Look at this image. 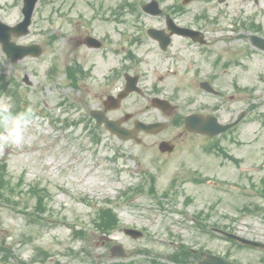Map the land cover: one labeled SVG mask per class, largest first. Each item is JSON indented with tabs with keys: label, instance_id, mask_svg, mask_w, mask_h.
<instances>
[{
	"label": "rangeland",
	"instance_id": "374dc122",
	"mask_svg": "<svg viewBox=\"0 0 264 264\" xmlns=\"http://www.w3.org/2000/svg\"><path fill=\"white\" fill-rule=\"evenodd\" d=\"M100 1H106L100 13L90 8L92 2L100 6L99 0L40 1L30 34L14 37L17 43L42 44L45 50L40 58L28 56L12 64L0 46V75L19 81L22 94L35 114L40 115L25 129L20 144L0 150V159L6 161L12 181L17 182L22 175L24 190L39 185L50 194L44 220L24 214L20 209L23 207L0 203V264H110L115 259L109 255L115 242L133 252L126 260H135L136 264H150L154 259L167 263L181 241L213 253H229L244 264H264L263 250H245L209 232L217 226L264 240V195L259 192L264 187V51L252 48V30L242 26L243 21H254L262 24L264 32V0H194L188 4L190 12L178 17V21L191 24L194 18V26L208 30L211 55L198 52L190 56L183 52L182 70L173 76H162L161 84H167L169 91L182 87L179 102L184 112L215 99L199 89L198 81L209 74H214L217 85L228 93L229 101L218 113L222 120L232 121L243 109L248 110V116L231 133L218 137L223 149L240 160L238 164L224 154L207 152V139L190 137L180 127H170L158 135L142 132L139 142L122 140L105 131L97 145L83 129V123L64 127L63 120L74 122L98 106L96 99L85 106L86 88L68 86L64 72L65 65L75 56L92 66L94 60L97 62V50H70L69 40L83 32L84 20L109 15L108 11L117 4V0ZM21 7L22 0H0V15L13 25L22 19ZM204 12L210 15L209 20L198 15ZM216 16L219 19L214 24L211 18ZM93 21L94 27L100 29L92 28L101 37L106 30L109 35L118 36L116 25ZM147 23L156 25L153 19ZM173 50L177 51L175 46ZM246 52L249 55L242 56ZM232 56L241 58L240 63L225 68L223 63ZM190 62L194 63L192 69L188 67ZM53 63L58 70L55 79L50 80L47 73ZM25 76L30 85L24 83ZM151 80L146 85L151 86ZM69 96L81 102L82 106L74 107L82 109L59 105L61 99ZM226 98L216 101L220 104ZM0 100L9 101L6 96H0ZM127 106L140 119L168 121L172 117L145 100L130 99ZM42 114L49 117V122ZM165 139L178 144L170 156H163L158 150ZM149 174L156 176L154 183H149ZM174 179L177 181L172 183ZM140 184L145 187L144 193L131 196ZM129 191L132 192L126 195ZM15 197L22 205L35 204L28 193ZM258 204L263 209H254ZM100 205H112L121 221L122 227L113 233L110 244L99 240L92 223ZM198 214L206 218L207 230L195 224L199 222L195 218ZM127 226L143 230L146 236L131 239L123 232ZM78 230H83L85 236L77 234Z\"/></svg>",
	"mask_w": 264,
	"mask_h": 264
},
{
	"label": "flooded vegetation",
	"instance_id": "af4514ba",
	"mask_svg": "<svg viewBox=\"0 0 264 264\" xmlns=\"http://www.w3.org/2000/svg\"><path fill=\"white\" fill-rule=\"evenodd\" d=\"M128 1L131 10L117 8V14H114L112 17L114 18L112 20V23L116 25V29L119 30L117 31L118 36L113 37L107 34L110 33V31L106 30V34H104L102 37L109 39L110 41L111 38H113L114 47H106L107 49L105 53H101L99 51L100 54L97 55V65L93 67V71L91 72L94 74L96 72V68L105 67V65H108V68H106L105 70L100 69L99 73L97 74L98 77L92 76L90 80L85 79L84 87L86 89L83 99H85L84 103L88 104L91 100H98V104L102 105V109L105 111V113H107L110 118L114 120H122V118H128L129 120L124 121L122 124L127 128H130L134 127L136 121L140 119L135 118L136 120H133L135 112H129L127 108H124V103L128 102L129 98H133V101L142 99L150 102H152L154 97L168 99L172 104L176 106L174 109L170 110L171 114H175L178 106H180V104L177 105L175 103L177 102L176 98L181 96L180 94L182 93V87L178 85L176 88L169 91L167 84L162 85L163 74L170 73V75L173 76L178 74L182 70L180 62L182 59L181 54H183V52H189L190 56H195L196 54H198V49L196 48H201L200 52L203 54V56H206L209 53V50H203V45H200L195 41L193 42L190 38L176 34L172 35V43L169 48L164 50L160 43L149 34V29H147L146 26L148 18H152L154 21H156V25L158 27L161 26L160 28H164L167 32H169L166 24V19H164L163 17L156 18L144 13L142 5L145 3V0ZM168 1L170 3V6L166 5V7L164 8L170 15L172 12H174L175 15L178 12L177 9L180 6L182 8L180 10L181 16L183 14V11L184 14H188V12H190V10H187L188 5L185 4V2H187L188 0H165V2ZM158 2L163 3L164 1L159 0ZM104 3L105 1L101 3V1L99 0L100 6H98L95 2L93 4L96 8H103ZM108 12L110 13L111 11ZM93 19L98 21L103 20L98 16ZM191 26L194 27L193 23H191ZM95 29L100 28L96 26ZM206 31L208 30L205 29L204 32L202 31L204 35ZM82 36L85 35L81 34L80 37ZM76 41H79V39L77 38ZM174 43L177 45V50H179L175 53L169 50L170 48H172ZM118 44L121 45L117 46ZM208 44H210V41L208 42ZM181 47L182 49H180ZM166 59H169V61L172 62H169V64H165ZM112 63H114L115 65L113 66ZM193 65L194 63L190 62L188 67L192 69ZM119 67L122 68L119 69ZM159 70H162V74L160 76V78L162 79H159ZM191 72L193 73L194 71L192 70ZM213 76L214 74H209L206 78H210ZM128 78H130L132 82L134 81V83L138 85L139 89L129 93L127 98L121 102V105L117 109L111 108L113 103L117 102L116 98H118V95L126 90ZM213 79H215V76L213 77ZM148 80H151V86L146 85V81ZM95 83L98 87L97 91L93 87ZM92 93L95 94L94 98L90 97ZM108 97H115V99L109 100ZM209 105L210 106L205 107L204 109L203 105H201L199 111L206 114L209 112L219 111V104H217L216 101L213 103L210 101ZM145 107H147V109L149 108L147 105ZM179 120L180 116L175 115L174 119L171 121V125L178 124Z\"/></svg>",
	"mask_w": 264,
	"mask_h": 264
},
{
	"label": "water",
	"instance_id": "95a60500",
	"mask_svg": "<svg viewBox=\"0 0 264 264\" xmlns=\"http://www.w3.org/2000/svg\"><path fill=\"white\" fill-rule=\"evenodd\" d=\"M38 0H25V5L23 8V11H25V19L23 21V23L14 26L13 28L7 26L4 23H1L0 21V42L3 44L5 51L7 52V54L12 57V59L15 61L17 59L23 58L26 56V54H34L37 55L38 53H40V47L39 46H20V45H16L15 43H11L10 42V36H11V32H15V33H19V34H25L28 31V26L31 23V17L33 15V10L35 7V4ZM242 116L239 117L238 120H236L235 122H232V124H228V125H220L217 121L216 117L213 116H209V118H204L200 115H195V116H189L187 119V128H189L191 131H195V132H201V133H205L209 136H213L216 134L221 133L222 131H225L229 128H231L234 124L238 123L239 121H241L244 117V113L241 114ZM98 123L101 124L104 121V118L97 114L94 116ZM107 123V127H109L111 130L117 132L118 134L120 133L122 136L124 137H128L129 135L127 134V131H124L123 129H118L116 124H114V122H110V121H106ZM158 124H151L148 126H145V129L148 131L153 132V127L157 126ZM161 149L165 150V149H170L168 148V143H164L161 145ZM126 232L131 234L134 237H139L142 236V233L137 231V230H130V229H126ZM222 233L230 238L233 239H238L240 241H242L244 244L246 245H252V246H256V247H264V244L262 243H256L252 240H246L243 239L239 236H235L234 234H231L227 231ZM121 254V253H119ZM205 254V252L203 253V255ZM202 264H234L230 261H225L222 258L218 257V256H213V255H208L207 258L201 262Z\"/></svg>",
	"mask_w": 264,
	"mask_h": 264
},
{
	"label": "clouds",
	"instance_id": "9594fccd",
	"mask_svg": "<svg viewBox=\"0 0 264 264\" xmlns=\"http://www.w3.org/2000/svg\"><path fill=\"white\" fill-rule=\"evenodd\" d=\"M36 115L31 107L14 112L11 101L0 100V150L10 145H18L24 138V131L32 125Z\"/></svg>",
	"mask_w": 264,
	"mask_h": 264
},
{
	"label": "trees",
	"instance_id": "16d2710c",
	"mask_svg": "<svg viewBox=\"0 0 264 264\" xmlns=\"http://www.w3.org/2000/svg\"><path fill=\"white\" fill-rule=\"evenodd\" d=\"M104 218H106L107 221H105ZM117 223L118 222H116V218L114 217L111 211L103 210V212L102 211L100 212L99 222L97 223V226L101 232L104 233L111 232L112 229L117 226ZM192 255L193 254L188 250H186V248L183 246L181 252H176V254H174V259L177 261H186Z\"/></svg>",
	"mask_w": 264,
	"mask_h": 264
}]
</instances>
